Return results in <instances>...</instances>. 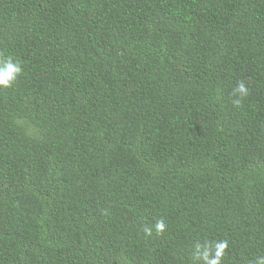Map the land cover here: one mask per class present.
<instances>
[{
  "label": "trees",
  "instance_id": "obj_1",
  "mask_svg": "<svg viewBox=\"0 0 264 264\" xmlns=\"http://www.w3.org/2000/svg\"><path fill=\"white\" fill-rule=\"evenodd\" d=\"M0 56V264L264 256V0H0Z\"/></svg>",
  "mask_w": 264,
  "mask_h": 264
},
{
  "label": "clouds",
  "instance_id": "obj_2",
  "mask_svg": "<svg viewBox=\"0 0 264 264\" xmlns=\"http://www.w3.org/2000/svg\"><path fill=\"white\" fill-rule=\"evenodd\" d=\"M23 73V67L19 60H13L12 57L0 56V86L10 87L12 86L19 75ZM232 104L234 106H240L243 98L249 95V88L246 83L241 80L233 90ZM157 235L163 234L166 230V224L164 219H159L154 225ZM144 232L147 235H152L153 228L145 227ZM229 248V241L224 240H204L196 241L192 248V257L195 262L199 264H223V258L226 251ZM252 264H264V256L257 257Z\"/></svg>",
  "mask_w": 264,
  "mask_h": 264
}]
</instances>
